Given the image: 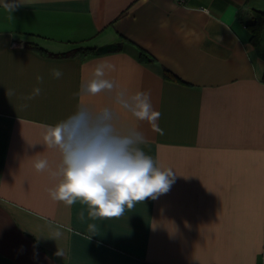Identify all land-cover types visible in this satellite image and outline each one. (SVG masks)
Returning a JSON list of instances; mask_svg holds the SVG:
<instances>
[{
  "label": "crops",
  "instance_id": "obj_1",
  "mask_svg": "<svg viewBox=\"0 0 264 264\" xmlns=\"http://www.w3.org/2000/svg\"><path fill=\"white\" fill-rule=\"evenodd\" d=\"M253 10L264 0H0V264L264 262V60L246 26ZM109 45L121 49L70 54ZM138 47L156 62L139 61ZM102 61L118 87L77 96ZM34 86L42 92L30 100ZM121 89L150 93L161 132L119 107ZM81 100L93 112L111 107L119 130L143 132L142 150L176 176L166 193L111 218L50 197L61 156L44 146L46 128ZM38 158L48 169L36 171Z\"/></svg>",
  "mask_w": 264,
  "mask_h": 264
},
{
  "label": "clouds",
  "instance_id": "obj_2",
  "mask_svg": "<svg viewBox=\"0 0 264 264\" xmlns=\"http://www.w3.org/2000/svg\"><path fill=\"white\" fill-rule=\"evenodd\" d=\"M109 71H115V66L108 62L95 65L91 77L81 82L76 95L95 96L117 88L116 82L107 78ZM50 74L55 79L63 76L59 68L51 69ZM43 79L37 76L38 84ZM41 92L40 87L34 86L27 98L35 99ZM116 103L137 121L147 122L153 130L161 132L158 125L161 113L153 107L149 92L129 93L121 89L116 94ZM145 142L143 132L137 128L119 130L111 107L93 112L88 104L79 101L75 111L46 128L44 146L57 149L61 156L53 175L62 179L49 189L50 197L66 205L81 200L88 204L91 216L111 218L123 215L125 207L131 209L135 202L166 193L176 176L173 169L156 166L153 158L140 147ZM48 167V160L44 158L34 163L38 172ZM58 254L61 255L60 251Z\"/></svg>",
  "mask_w": 264,
  "mask_h": 264
},
{
  "label": "trees",
  "instance_id": "obj_3",
  "mask_svg": "<svg viewBox=\"0 0 264 264\" xmlns=\"http://www.w3.org/2000/svg\"><path fill=\"white\" fill-rule=\"evenodd\" d=\"M251 33L250 42L253 45L257 56L264 60V11H252V21L246 25ZM36 50H41L38 46L28 45ZM121 49L120 45H109L105 47L96 48H82L72 51L70 54H80L82 58H86L88 55L97 53H106ZM138 59L143 63L156 62L154 56H152L145 49L138 47ZM163 76L168 79H176V76L167 68L162 70ZM264 83V72L262 76Z\"/></svg>",
  "mask_w": 264,
  "mask_h": 264
},
{
  "label": "built area",
  "instance_id": "obj_4",
  "mask_svg": "<svg viewBox=\"0 0 264 264\" xmlns=\"http://www.w3.org/2000/svg\"><path fill=\"white\" fill-rule=\"evenodd\" d=\"M179 3H183L185 0H177ZM259 264H264V262H261Z\"/></svg>",
  "mask_w": 264,
  "mask_h": 264
}]
</instances>
